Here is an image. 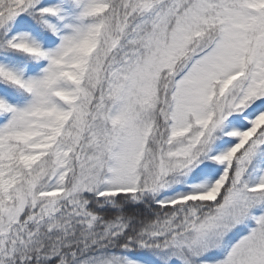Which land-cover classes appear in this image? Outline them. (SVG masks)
I'll list each match as a JSON object with an SVG mask.
<instances>
[{
    "label": "snow or ice",
    "instance_id": "obj_1",
    "mask_svg": "<svg viewBox=\"0 0 264 264\" xmlns=\"http://www.w3.org/2000/svg\"><path fill=\"white\" fill-rule=\"evenodd\" d=\"M0 264H264V0H0Z\"/></svg>",
    "mask_w": 264,
    "mask_h": 264
}]
</instances>
